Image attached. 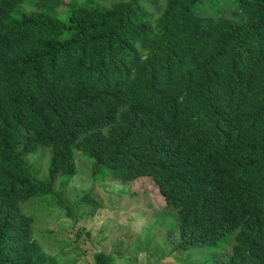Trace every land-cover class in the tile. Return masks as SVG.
Returning a JSON list of instances; mask_svg holds the SVG:
<instances>
[{
    "label": "trees",
    "instance_id": "trees-1",
    "mask_svg": "<svg viewBox=\"0 0 264 264\" xmlns=\"http://www.w3.org/2000/svg\"><path fill=\"white\" fill-rule=\"evenodd\" d=\"M201 1L0 0V264L84 258L47 252L23 209L63 204L76 151L94 181L157 186L176 263L202 247L197 264H264V0H237L245 23L198 14ZM40 147L46 181L26 160Z\"/></svg>",
    "mask_w": 264,
    "mask_h": 264
},
{
    "label": "rangeland",
    "instance_id": "rangeland-1",
    "mask_svg": "<svg viewBox=\"0 0 264 264\" xmlns=\"http://www.w3.org/2000/svg\"><path fill=\"white\" fill-rule=\"evenodd\" d=\"M119 1L123 0H106L107 4ZM237 6V0H202L196 12L245 23L247 18ZM51 156L50 147H40L26 157L40 181L49 179ZM76 162L77 174L69 186L61 191L56 183L65 197L63 204L52 195L34 197L23 204L25 213L35 220L34 237L47 252L67 263L84 256L76 264H88L95 254L104 251L125 253L122 259L116 257V264H178L169 253L177 241V214L165 207L157 186L149 180L132 186L112 177L94 181L91 161L76 151ZM89 193L96 202L78 201ZM232 244L223 248L226 257ZM211 253L208 248L195 247L179 255L186 258L190 254V264H197Z\"/></svg>",
    "mask_w": 264,
    "mask_h": 264
}]
</instances>
